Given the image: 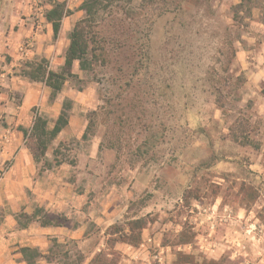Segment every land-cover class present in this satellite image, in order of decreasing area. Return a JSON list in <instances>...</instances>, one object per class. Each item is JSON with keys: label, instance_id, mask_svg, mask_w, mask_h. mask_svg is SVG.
Listing matches in <instances>:
<instances>
[{"label": "rangeland", "instance_id": "1", "mask_svg": "<svg viewBox=\"0 0 264 264\" xmlns=\"http://www.w3.org/2000/svg\"><path fill=\"white\" fill-rule=\"evenodd\" d=\"M239 2L123 0L97 14L104 49L68 80L85 91L87 139L53 141L46 166L55 149L75 161L64 165L81 219L99 223L51 242L50 264H143L121 241L140 219L141 242L169 247L167 264L176 253L264 264V24L257 10L234 21Z\"/></svg>", "mask_w": 264, "mask_h": 264}, {"label": "crops", "instance_id": "2", "mask_svg": "<svg viewBox=\"0 0 264 264\" xmlns=\"http://www.w3.org/2000/svg\"><path fill=\"white\" fill-rule=\"evenodd\" d=\"M53 1L63 0L48 1L45 10L51 9ZM81 2L76 0L74 8L69 5L70 13L54 36L51 23L33 11L28 0H0V264H10L12 257L21 258L18 250L22 247L37 248L46 254L51 242L81 239L88 226L99 223L97 215L90 213V218L81 219L85 214L83 194L74 190L67 166L63 163L40 172L41 164L35 163L20 130L30 128L35 112L52 125L63 103L70 101L68 123L54 141L80 139L84 133L83 113L88 105L85 91L69 86L67 77L61 91L52 97L51 89L22 75L25 62L40 60H45L51 71L62 72L69 34L83 14ZM28 42L32 48L27 54L21 53L20 48ZM70 72L80 75L77 61ZM37 208L53 222L58 218L63 221L58 226L33 222L25 229H17L16 214H31ZM14 248L16 252H12Z\"/></svg>", "mask_w": 264, "mask_h": 264}, {"label": "trees", "instance_id": "3", "mask_svg": "<svg viewBox=\"0 0 264 264\" xmlns=\"http://www.w3.org/2000/svg\"><path fill=\"white\" fill-rule=\"evenodd\" d=\"M79 9L84 11L85 17L78 20L70 34L69 44L64 56V66L61 73H56L48 68V63L45 60L39 62H25L22 70V75L32 82H37L45 87L51 89L52 97L61 91L67 77L73 76L70 72L73 62L77 61L79 69L81 71H87L92 68V65L97 58L96 52L104 49L101 45V38L99 33L94 30L93 23L97 18V14L100 11L107 10L113 4L123 0H81ZM131 2V0H125ZM51 9L45 10L44 18L48 23H51L54 36L57 35L60 30L61 21L64 17L68 16L70 10L67 6V2L53 1ZM253 10L259 11V17L264 24V0H240V2L233 7V20L239 24L244 19L250 18ZM70 101H65L58 117L53 121L52 125H49L48 120L42 115L34 113V118L29 129L20 128L25 139V144L29 149L35 163L43 164L40 172L51 167L60 166L63 163H67L74 167L75 161L66 162L65 159L59 158L58 149L53 151V163L52 166L47 164L46 166V152L51 143L56 139L57 135L66 127L68 123V112L71 107ZM88 129V126L86 130ZM86 130L83 133L81 139L86 140ZM17 223V229H25L31 223L37 222L40 226H58L59 223L52 221L49 217L42 214V209L37 208L33 213L26 214L24 212L17 213L15 216ZM146 222L143 220H134L131 222L130 235L137 230L135 236H124L123 243L137 246L141 242V232L146 227ZM184 242L183 244H187ZM18 252L21 255L20 261L24 264H36L38 260H45L47 263L52 262V256L49 254L52 252L51 248L46 254H42L37 248L22 247ZM223 261H206L195 262L194 255L192 254H175V264H223Z\"/></svg>", "mask_w": 264, "mask_h": 264}, {"label": "built area", "instance_id": "4", "mask_svg": "<svg viewBox=\"0 0 264 264\" xmlns=\"http://www.w3.org/2000/svg\"><path fill=\"white\" fill-rule=\"evenodd\" d=\"M38 12L44 15L42 9H39ZM32 48L31 42L26 43L20 48L21 53L27 54L30 49ZM150 249H153L150 252ZM180 250V247H178ZM127 250L131 251V254L135 252H144L146 254L145 257V263L143 264H151V263H156V264H167L166 258H167V253L170 251L169 247H164L161 246L160 244H155L153 243L152 239L150 237L146 238L143 242H140L138 247L134 249L131 246H127ZM136 257V256H133ZM136 259V258H133Z\"/></svg>", "mask_w": 264, "mask_h": 264}]
</instances>
